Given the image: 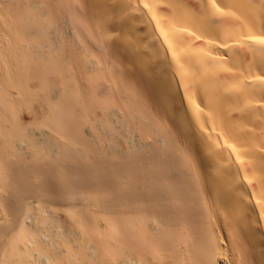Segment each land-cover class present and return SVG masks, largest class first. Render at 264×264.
<instances>
[{
	"label": "bare ground",
	"instance_id": "6f19581e",
	"mask_svg": "<svg viewBox=\"0 0 264 264\" xmlns=\"http://www.w3.org/2000/svg\"><path fill=\"white\" fill-rule=\"evenodd\" d=\"M0 264H264V0H0Z\"/></svg>",
	"mask_w": 264,
	"mask_h": 264
},
{
	"label": "rangeland",
	"instance_id": "374dc122",
	"mask_svg": "<svg viewBox=\"0 0 264 264\" xmlns=\"http://www.w3.org/2000/svg\"><path fill=\"white\" fill-rule=\"evenodd\" d=\"M79 31V30H78ZM79 37H81V36H79Z\"/></svg>",
	"mask_w": 264,
	"mask_h": 264
}]
</instances>
